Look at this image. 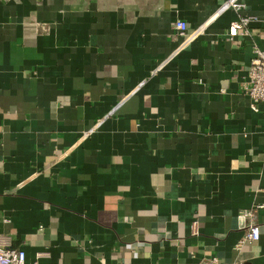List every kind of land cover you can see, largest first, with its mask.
<instances>
[{
  "label": "crops",
  "instance_id": "obj_1",
  "mask_svg": "<svg viewBox=\"0 0 264 264\" xmlns=\"http://www.w3.org/2000/svg\"><path fill=\"white\" fill-rule=\"evenodd\" d=\"M225 1L0 0V234L26 264H264V115L240 87L264 0Z\"/></svg>",
  "mask_w": 264,
  "mask_h": 264
},
{
  "label": "built area",
  "instance_id": "obj_2",
  "mask_svg": "<svg viewBox=\"0 0 264 264\" xmlns=\"http://www.w3.org/2000/svg\"><path fill=\"white\" fill-rule=\"evenodd\" d=\"M39 2L40 0H36ZM233 8L240 10L243 3L238 0H226L222 5V9ZM250 22L249 16H239L229 25V34L235 35L238 32L246 31V27ZM264 33V20L262 21ZM176 33L182 37V45L191 41L198 30L187 33V25L184 20L175 22ZM254 56L252 57L247 73L243 76L240 87L241 90L250 99V107L254 111H261L264 115V48L253 47ZM259 237L258 225L250 222L247 226L245 240L248 242L255 241ZM0 264H26L25 253L21 248L8 246L3 236L0 234ZM80 264H95L92 262H81ZM194 264H245L242 261L223 262L216 256L201 257Z\"/></svg>",
  "mask_w": 264,
  "mask_h": 264
}]
</instances>
